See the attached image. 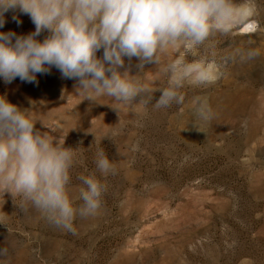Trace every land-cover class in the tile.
Returning a JSON list of instances; mask_svg holds the SVG:
<instances>
[{"label":"rangeland","instance_id":"374dc122","mask_svg":"<svg viewBox=\"0 0 264 264\" xmlns=\"http://www.w3.org/2000/svg\"><path fill=\"white\" fill-rule=\"evenodd\" d=\"M255 3V31L238 26L212 38L219 78L186 84L184 103L166 109L120 106L109 97L89 101L54 67L37 74L38 83L0 79V96L30 110L37 129L68 133L65 147L76 149L77 159L70 196L78 194L80 174L95 173L107 185L100 213L77 216L75 233L21 207L19 197L0 194V248H8L0 264H264V0ZM4 20L0 32L35 31L19 10ZM237 49L259 54L221 61ZM201 55L207 53L187 59ZM137 62L133 58L131 75ZM153 68L145 65L139 78L153 89L165 87L166 78ZM160 95L153 93L152 103ZM197 97L210 105L211 121L197 117ZM99 148L114 164L107 176L96 170Z\"/></svg>","mask_w":264,"mask_h":264},{"label":"clouds","instance_id":"9594fccd","mask_svg":"<svg viewBox=\"0 0 264 264\" xmlns=\"http://www.w3.org/2000/svg\"><path fill=\"white\" fill-rule=\"evenodd\" d=\"M16 10L30 17L35 31L0 32V79L5 83L17 77L38 83L37 74H50L54 67L62 78L75 80V93L89 101L109 97L117 105L145 110L182 104L186 84L205 85L219 78L222 65L212 44L217 34L228 35L238 26L258 28L251 19L255 0H0V28L5 13ZM12 19L20 23L15 15ZM44 32L41 42L37 37ZM201 49L207 55L187 59ZM170 54L176 58L165 59ZM258 54L237 49L220 59L227 63L238 55L243 61ZM133 58L138 61L135 75L130 74ZM145 65L166 78L165 87L153 89L139 78ZM157 91L161 95L152 103ZM193 105L199 119L214 118L206 101L197 97ZM36 124L30 110L0 96V194L19 197L21 207L31 206L49 223L75 233L77 216L100 213L107 185L95 173L80 174L78 194L70 196L76 149L65 147L68 133L57 137L56 129L41 131ZM95 166L102 176L114 172L103 148L96 152ZM7 256L8 248H0V257Z\"/></svg>","mask_w":264,"mask_h":264},{"label":"snow or ice","instance_id":"6c2138e0","mask_svg":"<svg viewBox=\"0 0 264 264\" xmlns=\"http://www.w3.org/2000/svg\"><path fill=\"white\" fill-rule=\"evenodd\" d=\"M251 27V26H250Z\"/></svg>","mask_w":264,"mask_h":264}]
</instances>
